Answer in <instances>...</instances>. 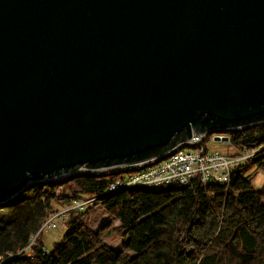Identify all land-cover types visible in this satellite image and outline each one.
Masks as SVG:
<instances>
[{
    "label": "water",
    "instance_id": "obj_1",
    "mask_svg": "<svg viewBox=\"0 0 264 264\" xmlns=\"http://www.w3.org/2000/svg\"><path fill=\"white\" fill-rule=\"evenodd\" d=\"M259 114L264 0H0V205Z\"/></svg>",
    "mask_w": 264,
    "mask_h": 264
},
{
    "label": "trees",
    "instance_id": "obj_2",
    "mask_svg": "<svg viewBox=\"0 0 264 264\" xmlns=\"http://www.w3.org/2000/svg\"><path fill=\"white\" fill-rule=\"evenodd\" d=\"M260 119L264 114L210 122L230 127ZM229 134L240 152L263 147L249 164L233 170L229 188L198 179L186 186L132 188L103 196L113 178L90 175L32 185L0 205V264H264V187L257 189L249 178L253 169L264 173V122ZM185 136L179 134L168 146L140 155L86 166L158 156ZM85 197H99L97 205L118 222L113 231L121 238L120 247L105 242L103 228L89 226L88 208L71 211L64 222L67 233L52 249L46 248L41 239L44 222Z\"/></svg>",
    "mask_w": 264,
    "mask_h": 264
},
{
    "label": "built area",
    "instance_id": "obj_3",
    "mask_svg": "<svg viewBox=\"0 0 264 264\" xmlns=\"http://www.w3.org/2000/svg\"><path fill=\"white\" fill-rule=\"evenodd\" d=\"M212 132H216V130L192 135L190 139L177 142L162 154L139 162L73 169L55 178L67 179L77 175L111 177L113 180L109 183L105 195L132 188L160 190L174 185L186 186L198 179L207 185L217 184L229 188L234 168L252 161L263 147L244 151L238 155H224L210 147L207 137ZM98 198H84L73 201L66 208L54 212L44 222L43 228L57 229L58 225L66 220L71 211L83 212L87 208L93 207Z\"/></svg>",
    "mask_w": 264,
    "mask_h": 264
},
{
    "label": "rangeland",
    "instance_id": "obj_4",
    "mask_svg": "<svg viewBox=\"0 0 264 264\" xmlns=\"http://www.w3.org/2000/svg\"><path fill=\"white\" fill-rule=\"evenodd\" d=\"M253 126L254 125H250L237 129L241 130L245 128H251ZM193 135H195V133H193ZM219 135H224L226 136L225 138H227L229 136V133H226V135L225 134H219ZM210 136L211 134L208 135L207 139ZM212 138H214V135L212 136ZM225 138L222 139L225 140ZM211 145L213 150H217L225 155L230 156L235 154L236 152H239L238 149L231 144V141L229 143L211 142ZM249 174H251V177L249 178L252 179L257 189H261L262 187H264V174L262 172L253 169L251 170V172H249ZM90 209L91 212L87 217V222L89 226L95 230H100L103 228L102 233L105 242L109 245L119 248L121 245V238L119 237V235H117L115 231H113V228L118 226V222L112 220V218L109 215H107L100 206L96 204ZM108 230L109 232H107ZM67 231L68 228L65 226V223L58 225L57 229H50V228L44 229L41 235L43 244L46 246V248L52 249L54 243L61 240L64 237V235L67 233Z\"/></svg>",
    "mask_w": 264,
    "mask_h": 264
},
{
    "label": "bare ground",
    "instance_id": "obj_5",
    "mask_svg": "<svg viewBox=\"0 0 264 264\" xmlns=\"http://www.w3.org/2000/svg\"><path fill=\"white\" fill-rule=\"evenodd\" d=\"M215 130L216 131H222V132H225V133H229L230 131H233V130H236V129H232V128H216ZM135 162H137V161H135ZM53 179H55V177L54 178L53 177L47 178V180H53ZM105 196H107V195H105Z\"/></svg>",
    "mask_w": 264,
    "mask_h": 264
}]
</instances>
